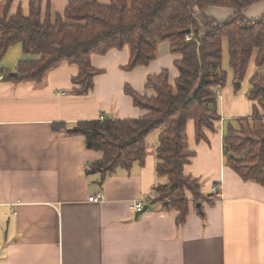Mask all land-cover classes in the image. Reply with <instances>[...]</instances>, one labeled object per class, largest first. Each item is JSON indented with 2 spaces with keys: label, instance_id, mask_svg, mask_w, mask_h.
<instances>
[{
  "label": "crops",
  "instance_id": "1",
  "mask_svg": "<svg viewBox=\"0 0 264 264\" xmlns=\"http://www.w3.org/2000/svg\"><path fill=\"white\" fill-rule=\"evenodd\" d=\"M35 1L12 0L11 12L21 7L29 14ZM37 1L44 14L48 5L57 14L70 0ZM207 13L224 21L235 11L211 6ZM263 14L264 1L243 10L248 20ZM223 45L228 80L218 96L222 119L215 131L205 128L206 138L200 141L194 121L187 125L194 155L185 173L199 180L202 197L197 201L189 195L184 224L177 222L179 210L156 199L155 188L169 181L157 172L158 130L147 138L144 163L103 176L89 173L87 166L103 153L88 149L85 137L55 127L147 115L125 87L154 96L156 91L146 86L148 76L163 70L175 84L181 54L171 50L170 41H160L156 58L134 69L126 67L131 56L127 45L93 54L91 63L100 73L83 94L74 91L79 67L67 61L41 82L7 78L20 61L34 59L22 45L11 46L0 59L5 77L0 78V264H264V185L229 168L223 148L227 126L238 127L239 118L254 113L250 78L263 73L264 66L253 59L243 82H237L227 41ZM99 192L103 200H89ZM138 202L148 208L137 217Z\"/></svg>",
  "mask_w": 264,
  "mask_h": 264
},
{
  "label": "trees",
  "instance_id": "2",
  "mask_svg": "<svg viewBox=\"0 0 264 264\" xmlns=\"http://www.w3.org/2000/svg\"><path fill=\"white\" fill-rule=\"evenodd\" d=\"M261 1L111 0L102 4L99 0H70L63 13L54 14L48 5L44 14L36 0L25 14L21 7L12 13V0H7L0 5V59L11 46L22 45L34 59L20 61L17 75L8 71L6 77L31 82H41L48 71L63 62L76 64L79 74L73 78L74 91L83 94L94 87V77L100 73L91 63L93 54L127 45L131 56L126 67L134 69L150 64L159 42L169 40L171 50L181 54L175 84L170 82L168 70H163L148 76L146 86L156 91L154 96L125 87L134 105L147 109V115L82 120L68 129L62 124L55 127L85 137L88 149L103 153L101 159L87 165L89 173L103 176L144 163L147 138L158 130L157 172L169 181L155 188L156 199L179 210L177 222L184 224L189 195L202 197L199 180L185 173L194 155L188 148V122L194 121L200 141L206 138L204 129L215 131L216 122L222 119L218 91L228 80L223 68L224 40L237 82H243L253 59L256 65L264 66V14L255 20L243 15L245 8ZM211 6L230 7L234 16L219 21L207 13ZM249 88L254 113L239 118L238 127L227 126L223 148L229 168L244 180L264 185V72L254 73Z\"/></svg>",
  "mask_w": 264,
  "mask_h": 264
},
{
  "label": "built area",
  "instance_id": "3",
  "mask_svg": "<svg viewBox=\"0 0 264 264\" xmlns=\"http://www.w3.org/2000/svg\"><path fill=\"white\" fill-rule=\"evenodd\" d=\"M0 78H4V75L0 72ZM219 94H220V91H218ZM217 189H219V185H215V187L212 188L213 191H217ZM105 198V195L102 193V192H99L98 194L96 195H93L89 198L90 201H95V202H98L99 200H103ZM143 207H144V203L143 202H138L136 203V205L134 206V208L137 210V211H142L143 210Z\"/></svg>",
  "mask_w": 264,
  "mask_h": 264
},
{
  "label": "water",
  "instance_id": "4",
  "mask_svg": "<svg viewBox=\"0 0 264 264\" xmlns=\"http://www.w3.org/2000/svg\"><path fill=\"white\" fill-rule=\"evenodd\" d=\"M189 31V30H188ZM190 32V31H189ZM14 75H17V73L16 72H14ZM200 206V205H199ZM147 208H148V205H145L144 207H143V210L142 211H139L138 213H137V217L138 216H140L142 213H144V211H146L147 210Z\"/></svg>",
  "mask_w": 264,
  "mask_h": 264
},
{
  "label": "rangeland",
  "instance_id": "5",
  "mask_svg": "<svg viewBox=\"0 0 264 264\" xmlns=\"http://www.w3.org/2000/svg\"><path fill=\"white\" fill-rule=\"evenodd\" d=\"M225 42H226V40L223 41V43H225ZM18 45L20 46V44H18ZM223 66H224V65H223ZM196 200L199 201L200 199L198 198V199H196Z\"/></svg>",
  "mask_w": 264,
  "mask_h": 264
}]
</instances>
